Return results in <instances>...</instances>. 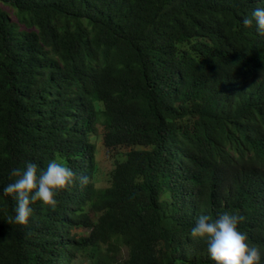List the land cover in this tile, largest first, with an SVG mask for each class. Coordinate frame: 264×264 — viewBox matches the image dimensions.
Here are the masks:
<instances>
[{
	"label": "trees",
	"instance_id": "1",
	"mask_svg": "<svg viewBox=\"0 0 264 264\" xmlns=\"http://www.w3.org/2000/svg\"><path fill=\"white\" fill-rule=\"evenodd\" d=\"M0 4V264H214L191 228L225 212L264 264V0ZM53 159L89 184L9 223L11 170Z\"/></svg>",
	"mask_w": 264,
	"mask_h": 264
},
{
	"label": "clouds",
	"instance_id": "2",
	"mask_svg": "<svg viewBox=\"0 0 264 264\" xmlns=\"http://www.w3.org/2000/svg\"><path fill=\"white\" fill-rule=\"evenodd\" d=\"M242 24L244 27L254 25L257 32L264 36V8L253 10L250 17L243 18ZM11 178L15 179L3 189L5 196L16 201L15 215L9 217V223L22 226H28L33 217L31 205L37 201L55 209L60 191L71 189L77 180L81 186L90 182L88 176H77L56 159L51 160L44 170L32 162L23 168H13ZM244 220L243 215L229 212L220 214L218 218L201 215L191 228V236L204 242L214 264H261L260 249L238 227Z\"/></svg>",
	"mask_w": 264,
	"mask_h": 264
},
{
	"label": "rangeland",
	"instance_id": "3",
	"mask_svg": "<svg viewBox=\"0 0 264 264\" xmlns=\"http://www.w3.org/2000/svg\"><path fill=\"white\" fill-rule=\"evenodd\" d=\"M0 8L6 10L12 21L16 22V18L14 16V13L10 11L6 6L0 4ZM101 130V128H99ZM102 131V130H101ZM98 152L96 154V163H97V182H105L108 177L109 173L113 168V162L111 160H108L106 158L105 150L102 148L100 141L97 143ZM99 185V183H97Z\"/></svg>",
	"mask_w": 264,
	"mask_h": 264
}]
</instances>
